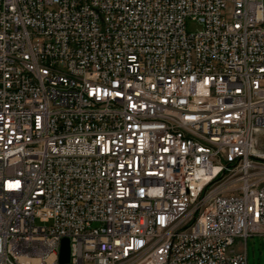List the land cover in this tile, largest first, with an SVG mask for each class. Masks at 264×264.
Instances as JSON below:
<instances>
[{"label":"built area","instance_id":"2783aa9c","mask_svg":"<svg viewBox=\"0 0 264 264\" xmlns=\"http://www.w3.org/2000/svg\"><path fill=\"white\" fill-rule=\"evenodd\" d=\"M259 112L264 0H0V264H248Z\"/></svg>","mask_w":264,"mask_h":264},{"label":"rangeland","instance_id":"374dc122","mask_svg":"<svg viewBox=\"0 0 264 264\" xmlns=\"http://www.w3.org/2000/svg\"><path fill=\"white\" fill-rule=\"evenodd\" d=\"M186 28L188 32H196L202 29V24L193 19H187ZM258 145L264 147V138L261 137ZM244 251L248 264H264V236L250 235L244 240Z\"/></svg>","mask_w":264,"mask_h":264},{"label":"water","instance_id":"95a60500","mask_svg":"<svg viewBox=\"0 0 264 264\" xmlns=\"http://www.w3.org/2000/svg\"><path fill=\"white\" fill-rule=\"evenodd\" d=\"M70 260V242L68 238H64L61 243L60 263H68Z\"/></svg>","mask_w":264,"mask_h":264},{"label":"bare ground","instance_id":"6f19581e","mask_svg":"<svg viewBox=\"0 0 264 264\" xmlns=\"http://www.w3.org/2000/svg\"><path fill=\"white\" fill-rule=\"evenodd\" d=\"M259 119H262V125H264V112H259ZM259 235L264 236V230H259ZM85 264H94V262H85Z\"/></svg>","mask_w":264,"mask_h":264}]
</instances>
